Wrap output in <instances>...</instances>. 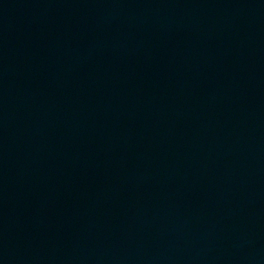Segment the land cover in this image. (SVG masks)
Returning a JSON list of instances; mask_svg holds the SVG:
<instances>
[{"label": "water", "instance_id": "95a60500", "mask_svg": "<svg viewBox=\"0 0 264 264\" xmlns=\"http://www.w3.org/2000/svg\"><path fill=\"white\" fill-rule=\"evenodd\" d=\"M0 264H264V0H0Z\"/></svg>", "mask_w": 264, "mask_h": 264}]
</instances>
